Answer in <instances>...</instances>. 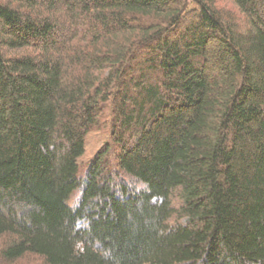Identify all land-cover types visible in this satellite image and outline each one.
Wrapping results in <instances>:
<instances>
[{"label":"trees","instance_id":"obj_1","mask_svg":"<svg viewBox=\"0 0 264 264\" xmlns=\"http://www.w3.org/2000/svg\"><path fill=\"white\" fill-rule=\"evenodd\" d=\"M1 238L0 264H264V0H0Z\"/></svg>","mask_w":264,"mask_h":264},{"label":"rangeland","instance_id":"obj_2","mask_svg":"<svg viewBox=\"0 0 264 264\" xmlns=\"http://www.w3.org/2000/svg\"><path fill=\"white\" fill-rule=\"evenodd\" d=\"M102 135L100 133H93L88 137V149L87 153L83 158V161L86 163L97 153V151L102 147L103 142L105 139H103ZM3 241H5L4 238L0 239V248L3 244ZM3 264V263H1ZM13 264H42L39 258L35 257H24L23 259L13 263Z\"/></svg>","mask_w":264,"mask_h":264}]
</instances>
